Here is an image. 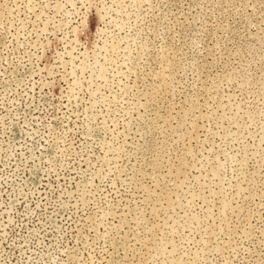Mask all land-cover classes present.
Masks as SVG:
<instances>
[{
    "label": "rangeland",
    "instance_id": "374dc122",
    "mask_svg": "<svg viewBox=\"0 0 264 264\" xmlns=\"http://www.w3.org/2000/svg\"><path fill=\"white\" fill-rule=\"evenodd\" d=\"M0 264H264V0H0Z\"/></svg>",
    "mask_w": 264,
    "mask_h": 264
}]
</instances>
